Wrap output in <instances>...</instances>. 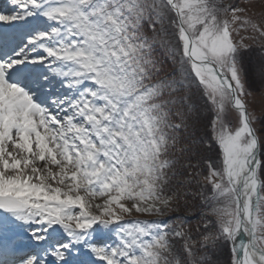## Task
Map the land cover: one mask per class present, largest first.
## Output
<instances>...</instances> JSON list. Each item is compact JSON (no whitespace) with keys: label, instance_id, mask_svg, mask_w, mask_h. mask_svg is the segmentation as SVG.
Masks as SVG:
<instances>
[{"label":"snow or ice","instance_id":"1","mask_svg":"<svg viewBox=\"0 0 264 264\" xmlns=\"http://www.w3.org/2000/svg\"><path fill=\"white\" fill-rule=\"evenodd\" d=\"M8 2L0 264H264V0Z\"/></svg>","mask_w":264,"mask_h":264},{"label":"rangeland","instance_id":"2","mask_svg":"<svg viewBox=\"0 0 264 264\" xmlns=\"http://www.w3.org/2000/svg\"><path fill=\"white\" fill-rule=\"evenodd\" d=\"M258 10V9H257ZM260 45L259 44H253V49H254V54H258V50H259ZM204 115L207 117L210 114L209 113H204ZM257 127L259 128V125H257ZM202 133V130H201ZM209 156L212 157L213 160L216 159V153L215 152H209L207 153ZM207 170H205L206 173ZM210 188V186H208ZM20 232L19 229H16L14 226H10L5 232L0 233V238H14L13 242L20 244V245H24L26 244L25 242H27L24 239V236L26 234H20V235H16V233ZM209 257L211 258V264H225V262L229 259L230 253L227 250H217L215 253L213 252H209L208 253Z\"/></svg>","mask_w":264,"mask_h":264},{"label":"trees","instance_id":"3","mask_svg":"<svg viewBox=\"0 0 264 264\" xmlns=\"http://www.w3.org/2000/svg\"><path fill=\"white\" fill-rule=\"evenodd\" d=\"M205 155H208V154H207V153H205ZM205 170H206V168H203V169H202V171H204V172H205Z\"/></svg>","mask_w":264,"mask_h":264},{"label":"bare ground","instance_id":"4","mask_svg":"<svg viewBox=\"0 0 264 264\" xmlns=\"http://www.w3.org/2000/svg\"><path fill=\"white\" fill-rule=\"evenodd\" d=\"M19 253V252H18ZM18 253H16V255L15 256H17L18 255ZM9 256H12V255H9Z\"/></svg>","mask_w":264,"mask_h":264}]
</instances>
